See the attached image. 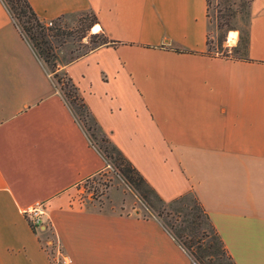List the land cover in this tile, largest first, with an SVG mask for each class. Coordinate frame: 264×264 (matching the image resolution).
<instances>
[{
  "label": "crops",
  "instance_id": "1",
  "mask_svg": "<svg viewBox=\"0 0 264 264\" xmlns=\"http://www.w3.org/2000/svg\"><path fill=\"white\" fill-rule=\"evenodd\" d=\"M27 1L94 15L109 42L58 65L101 131L164 201L194 195L235 264H264V0L245 58L207 53V0ZM105 165L0 1V264H59L46 232L63 264H191L158 219L79 198Z\"/></svg>",
  "mask_w": 264,
  "mask_h": 264
},
{
  "label": "trees",
  "instance_id": "2",
  "mask_svg": "<svg viewBox=\"0 0 264 264\" xmlns=\"http://www.w3.org/2000/svg\"><path fill=\"white\" fill-rule=\"evenodd\" d=\"M0 1L9 13L14 26L26 39L34 54L49 74L54 86L61 91L64 101L75 120L82 127L90 144L100 153L105 164L110 162L122 180L147 205L155 209L153 202H157L159 204L156 207V215L158 217L163 214L165 217H174L170 223L167 221L168 229L165 224L160 223L183 250H189L198 263L216 264L220 257L225 254L229 264H235L226 252L207 213L194 195L186 193L170 201H164L121 151L110 142L107 135L101 131L79 95L77 87L73 84L70 77L67 76L66 72L59 68L56 60L55 46L52 44V40L57 41L69 34V31L59 23L60 16L45 20L33 11L27 0ZM87 12L90 16V21L87 24L89 28L96 20L91 12ZM94 26H92L91 30ZM90 39L94 43L93 46L80 54L69 57L65 62L85 54L96 46L109 42L102 33H93ZM246 41L247 33L245 31L238 38L237 44L242 46V56L238 58H245ZM174 203L177 204L174 205ZM163 210L164 213L162 212ZM176 221L178 222L176 223Z\"/></svg>",
  "mask_w": 264,
  "mask_h": 264
},
{
  "label": "rangeland",
  "instance_id": "3",
  "mask_svg": "<svg viewBox=\"0 0 264 264\" xmlns=\"http://www.w3.org/2000/svg\"><path fill=\"white\" fill-rule=\"evenodd\" d=\"M248 0H207V53L210 55L238 58L241 57L242 46L238 45V38L243 35L248 22ZM49 20V19H48ZM59 23L69 31L67 36L55 41L56 60L58 64L65 62L69 57L86 51L94 43L90 39V27L87 24L90 16L87 11L62 15ZM96 27L92 29L95 30ZM100 34L101 32H95ZM59 90V89H58ZM60 91V90H59ZM61 93V91H60ZM78 191L79 198L90 200L94 203L105 205H120V203L129 204L132 208L140 210L145 217L157 218L165 224L168 229L167 221H173L172 217H165L164 214L158 217L156 215L157 202H153L155 209L142 201L135 191H133L114 170L112 164L108 162L104 169L99 173L87 178L80 183ZM177 203H174V205ZM164 213V210L162 211ZM178 221H176L177 223ZM44 241H50L47 251L50 258H58L61 264L62 250L53 240L50 232L44 234ZM190 257L191 264L198 263L190 254L189 250L184 249ZM192 251V250H190ZM53 261V260H52ZM216 264H229L225 254L220 257Z\"/></svg>",
  "mask_w": 264,
  "mask_h": 264
},
{
  "label": "built area",
  "instance_id": "4",
  "mask_svg": "<svg viewBox=\"0 0 264 264\" xmlns=\"http://www.w3.org/2000/svg\"><path fill=\"white\" fill-rule=\"evenodd\" d=\"M43 210H44V203L42 201H39V200L33 201L32 203H30L29 205H27L23 209V213L25 214L27 222L30 225V227H32L34 229L39 228V225L41 222V215L43 213ZM49 243H50V241L46 242L44 245L46 251H47V247L49 246ZM57 252L61 256V262H62L61 264L67 262L66 257L64 255H62L58 250H57ZM50 259L56 263H59L58 258L56 256H55V258H50Z\"/></svg>",
  "mask_w": 264,
  "mask_h": 264
}]
</instances>
